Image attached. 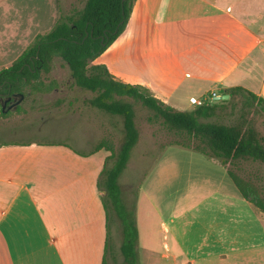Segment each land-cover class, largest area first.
<instances>
[{
    "label": "crops",
    "instance_id": "obj_1",
    "mask_svg": "<svg viewBox=\"0 0 264 264\" xmlns=\"http://www.w3.org/2000/svg\"><path fill=\"white\" fill-rule=\"evenodd\" d=\"M100 58L113 75L112 66L128 65L117 76L126 83L146 63L170 79L180 72V82L203 84L206 94L243 87L264 98V0H135L124 32L95 62ZM142 83L155 94L152 82ZM99 151L81 156L65 145L0 143V264L103 263L106 215L97 180L109 154L97 160ZM53 155L61 163L48 191L36 173ZM247 213L240 220L237 211L214 210L198 226L172 230L184 262L170 254V264H264V213Z\"/></svg>",
    "mask_w": 264,
    "mask_h": 264
},
{
    "label": "rangeland",
    "instance_id": "obj_2",
    "mask_svg": "<svg viewBox=\"0 0 264 264\" xmlns=\"http://www.w3.org/2000/svg\"><path fill=\"white\" fill-rule=\"evenodd\" d=\"M84 1L0 0V4L4 3L0 5V46L4 49L0 52V70L9 67L36 35L50 31L61 14L82 8ZM98 63H104L103 58ZM127 67L112 66L114 77L120 80L118 74L122 75ZM134 70L129 83L143 85V81L149 80L153 83L155 94L151 93L173 108L194 110L197 106L189 102L191 95L199 99L204 97L205 103L223 101H216L209 93L202 92L203 84L180 82L183 78L180 72L170 79V76L168 78L164 72L146 63ZM40 81L25 87L24 98L14 108H7L5 116L1 114L0 103V143L62 142L74 152H90L105 139H111L116 147L119 146L123 130L121 118L85 105L84 100L94 94L72 84L69 67L61 58L53 60L51 72L43 74ZM237 114L236 109L233 117L222 114L202 120L232 123ZM250 117L264 136V113L252 112ZM137 126L140 140L131 153L119 184L124 203L135 211L137 228L141 230L137 248L141 264H170V254L176 255L177 261L183 263L171 231L179 230L182 233L183 228L190 224L192 227L198 226V220H205V215L211 211H237L242 220L243 216L250 214L247 212L256 210L242 197L218 161L209 160L182 146L169 145L180 138L160 122H149L147 111L141 107L137 110ZM108 154L100 150L95 157L103 160ZM41 163L37 173L32 171V174L36 173L44 190L52 191L55 180L53 170L60 166V158L53 155ZM231 169L241 178L252 182L264 197V167L260 163L236 162ZM66 172L61 170L63 175ZM36 178L35 182L38 181ZM171 218L175 219L174 224L170 222ZM207 218L211 220L209 216ZM220 220H228V215ZM162 222L170 228V233L165 232ZM185 233L193 239L198 238L196 241H203L202 237H196L195 232L196 236L188 230ZM121 242L120 221L112 218L107 264H124Z\"/></svg>",
    "mask_w": 264,
    "mask_h": 264
},
{
    "label": "trees",
    "instance_id": "obj_3",
    "mask_svg": "<svg viewBox=\"0 0 264 264\" xmlns=\"http://www.w3.org/2000/svg\"><path fill=\"white\" fill-rule=\"evenodd\" d=\"M135 0H85L83 7L60 15L52 29L35 37L24 52L7 68L0 70V91L22 93L25 87L41 82L51 72L53 60L61 58L69 67L72 84L94 94L85 105L111 116L123 124L119 146L111 139L101 140L88 156L99 150L109 152L105 158L97 187L106 215V244L102 264H107L112 218L120 221L122 242L120 252L124 264H139L138 228L135 211L122 198L119 179L126 169L131 153L140 140L137 110L147 111L149 122H160L173 131L178 145L196 151L207 159L218 161L242 197L264 213V197L252 182L241 178L231 166L236 162H258L264 167V136L259 132L251 113H264V98L243 87L222 91L229 98L218 103H205L194 110L173 108L142 85L118 80L105 64L94 63L124 32ZM7 107L1 106L5 116ZM232 123L203 121L227 114ZM63 145L57 143H38Z\"/></svg>",
    "mask_w": 264,
    "mask_h": 264
},
{
    "label": "flooded vegetation",
    "instance_id": "obj_4",
    "mask_svg": "<svg viewBox=\"0 0 264 264\" xmlns=\"http://www.w3.org/2000/svg\"><path fill=\"white\" fill-rule=\"evenodd\" d=\"M18 94L20 93H12L10 91L7 92L0 91V103L2 104L3 107L9 108L11 105L14 104L16 100L19 99Z\"/></svg>",
    "mask_w": 264,
    "mask_h": 264
},
{
    "label": "water",
    "instance_id": "obj_5",
    "mask_svg": "<svg viewBox=\"0 0 264 264\" xmlns=\"http://www.w3.org/2000/svg\"><path fill=\"white\" fill-rule=\"evenodd\" d=\"M18 96H19V99L16 100V101L14 102V104L11 105V106L9 107V109H11L12 107L17 106V105L21 102V100L24 98V95H23L22 93L18 94ZM228 98H229V95H227V94H225V95H214V96H213V99L216 100V101H219V100H226V99H228Z\"/></svg>",
    "mask_w": 264,
    "mask_h": 264
},
{
    "label": "built area",
    "instance_id": "obj_6",
    "mask_svg": "<svg viewBox=\"0 0 264 264\" xmlns=\"http://www.w3.org/2000/svg\"><path fill=\"white\" fill-rule=\"evenodd\" d=\"M215 94L211 95V97H213ZM206 102V99L204 97L202 98H196V97H191L190 98V103L193 104V105H196V106H200V105H203L205 104Z\"/></svg>",
    "mask_w": 264,
    "mask_h": 264
}]
</instances>
